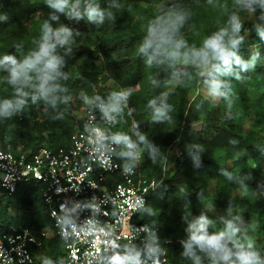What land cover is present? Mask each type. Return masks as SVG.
Listing matches in <instances>:
<instances>
[{
	"label": "trees",
	"instance_id": "16d2710c",
	"mask_svg": "<svg viewBox=\"0 0 264 264\" xmlns=\"http://www.w3.org/2000/svg\"><path fill=\"white\" fill-rule=\"evenodd\" d=\"M115 2L120 5L113 9L115 21L106 20L100 27L83 22V18L76 24L65 13H55L59 21H49L53 27L63 24L74 33L75 43L65 56L63 69L69 79L62 81L68 89L64 95L71 100L55 110L42 103L30 105L11 119L0 120V149L16 155H34L44 148L53 151L69 148L71 135L84 123L80 114L92 109L80 100L81 92L107 99L111 91L128 90L131 96L127 107L109 133H127L134 140L135 131L145 135L150 147L142 146L140 159L133 168L137 179L160 182L134 219L135 223L158 228V233L147 244L130 249L148 256L147 246H154L159 251L151 258L166 257L168 264H196L195 259L182 255L183 242L190 235L189 225L212 208L228 215L245 209L247 216L262 224L257 229L254 248L264 257V40L255 31L257 24L264 28L260 9L257 7L253 17L248 12L238 13L244 25L241 34L245 37L238 54L247 60L258 51L259 58L254 70L240 72L239 80L235 76L220 77L228 81L224 91L231 101L229 106L224 97L209 95L198 71L186 67L182 83H167L173 69L167 65L148 68L137 49L158 5L175 3L184 8L189 20L182 34L190 43L199 45L205 36L225 26L229 15L237 11L233 0H213L211 4L208 0ZM86 3L107 8L110 0H81V4ZM52 12L45 0H0V17H7L0 19V56L10 53L21 58L16 44L23 45L24 53L34 48L33 40L38 39L42 23ZM58 51L64 54L63 49ZM4 75L0 73V99L12 94L11 87L2 81ZM152 79L158 85H153ZM163 92L169 93L170 119L154 123L148 101ZM251 118L253 123H249ZM133 123L138 124L135 130ZM193 123L198 124V130L192 131ZM173 147L177 156L170 171L167 159ZM120 151L117 145L116 160L123 169L125 163L131 162L119 156ZM114 180L120 182V174ZM212 182H216L213 193ZM52 225L39 182L23 183L10 197L0 187V230L29 229L44 241V257L60 264L66 256L63 241L56 235L49 239L42 235ZM208 231L216 232L209 226ZM197 255L200 264H211L204 253Z\"/></svg>",
	"mask_w": 264,
	"mask_h": 264
},
{
	"label": "clouds",
	"instance_id": "9594fccd",
	"mask_svg": "<svg viewBox=\"0 0 264 264\" xmlns=\"http://www.w3.org/2000/svg\"><path fill=\"white\" fill-rule=\"evenodd\" d=\"M212 2L213 0H208L209 4ZM45 3L53 12L49 19L42 23L38 39L33 40L35 47L24 53L23 45L16 44L14 47L16 52L21 54V58L18 59L17 55L10 53L0 56V73L6 74L2 81L12 89L10 98L0 99V120L11 119L30 105L42 103L55 110L58 105L67 104L71 100L70 96L64 95L68 89L62 81L69 79V74L63 69L66 66L65 56L71 53L72 45L75 43L74 33L63 24L53 27L49 21H59L56 12L65 13L69 20L86 17L88 22L100 27L106 20L114 22L113 9L120 7L115 0H110L107 8H102L98 3H86L83 10L80 8L81 0H45ZM233 6L237 11L229 15L226 25L205 36L197 45L190 43L181 31L189 20V13L175 3L169 6L160 4L156 14L145 26L137 52L144 56V63L148 68L167 65L173 69L167 83H182L186 74L183 69L191 67L203 78V84L207 87L209 95L228 100V93L224 91L228 81L220 77L235 76L239 80L240 72L254 70L259 58L258 51L253 52L247 60L238 54L245 39L241 34L244 25L238 13L241 11L255 13L258 7L261 11L260 19H264V0H233ZM0 19L6 20L7 17L3 16ZM255 31L264 40V28L257 24ZM76 35L79 33L77 32ZM59 49L64 50L63 55L60 54ZM151 83L158 85L159 82L152 79ZM168 95L169 93L163 92L159 97L148 101L152 122L159 123L170 119L168 113L171 105L167 103ZM130 96L131 92L128 90L111 91L107 99L99 94L89 96L81 92L80 100L89 108L98 109L105 121L115 123L117 117L127 107ZM228 103L231 106L230 100ZM132 128L137 129L138 124L133 123ZM84 130L96 146V151L106 150V141L121 147L118 155L128 158L131 162L123 166L126 174L132 172L133 166L140 159L143 147H150L147 137L139 131H135L134 140L127 133L108 136L102 129L90 124H86ZM237 220L238 218L225 220L223 230L210 233L209 221L201 216L189 225L190 235L183 242L182 255L195 259L196 264H200V256L197 252L204 253L211 264H264V257L255 250L254 242L250 239L242 242L239 239L240 228ZM158 251L157 247L147 246L149 257ZM43 264H53V262L45 258ZM110 264H143V262L140 252L127 249L124 255L112 257ZM153 264H159L158 260Z\"/></svg>",
	"mask_w": 264,
	"mask_h": 264
},
{
	"label": "built area",
	"instance_id": "2783aa9c",
	"mask_svg": "<svg viewBox=\"0 0 264 264\" xmlns=\"http://www.w3.org/2000/svg\"><path fill=\"white\" fill-rule=\"evenodd\" d=\"M81 118L83 126L71 135L69 148H44L34 155L0 149V187L10 197L23 183L41 184L53 224L42 235L45 239L56 235L63 241L66 256L60 264H110L112 257L147 244L158 233V228L134 219L160 182L137 179L135 168L126 174L116 160L117 145L110 141L105 142L106 150H95L84 126L94 125L111 136L109 130L118 118L107 122L95 108L83 112ZM116 174L120 182L114 180ZM43 249L44 241L27 228L0 230V264H43L38 257ZM140 254L143 264L157 260L168 264L166 257Z\"/></svg>",
	"mask_w": 264,
	"mask_h": 264
},
{
	"label": "rangeland",
	"instance_id": "374dc122",
	"mask_svg": "<svg viewBox=\"0 0 264 264\" xmlns=\"http://www.w3.org/2000/svg\"><path fill=\"white\" fill-rule=\"evenodd\" d=\"M86 6V4H81L80 8L81 10H83V8ZM250 17L254 16V13H249ZM87 18L84 17L83 18V22H86ZM258 23H260L259 19L256 20ZM79 20L73 18V23H78ZM203 93V92H202ZM83 113L80 114V116L82 117ZM254 119L251 118V120H249V123H253ZM198 124L197 123H193L191 125V129L192 131H196L198 130ZM177 156V149L176 147H173L170 149L169 154H168V163H167V169L171 171L172 167H173V161L175 160V157ZM216 186V182H212L211 183V193L214 192V188ZM264 194V193H263ZM247 211L245 209L237 211L234 210L232 211L231 215H228L227 213L218 210V209H210L207 210V212L205 213L204 217L209 221L208 226L216 231L219 232L221 230L224 229L225 224L224 221L225 220H231L233 218H238L237 220V224L238 227L240 228V233L239 235V239L242 242H246L247 240H252L255 243L256 240V235L257 232L260 228V226H262V224L255 218H250L249 216L246 215ZM25 220V219H24ZM42 257H44V255L42 254Z\"/></svg>",
	"mask_w": 264,
	"mask_h": 264
},
{
	"label": "crops",
	"instance_id": "0c3cea01",
	"mask_svg": "<svg viewBox=\"0 0 264 264\" xmlns=\"http://www.w3.org/2000/svg\"><path fill=\"white\" fill-rule=\"evenodd\" d=\"M42 254H43V251H41L40 253H38V257L40 258V261H44V259H45V257H42Z\"/></svg>",
	"mask_w": 264,
	"mask_h": 264
}]
</instances>
